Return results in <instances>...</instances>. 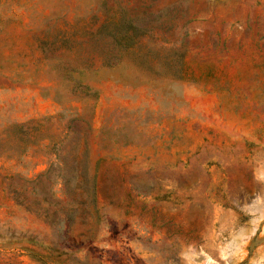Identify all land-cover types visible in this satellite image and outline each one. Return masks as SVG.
I'll return each instance as SVG.
<instances>
[{
	"label": "rangeland",
	"instance_id": "374dc122",
	"mask_svg": "<svg viewBox=\"0 0 264 264\" xmlns=\"http://www.w3.org/2000/svg\"><path fill=\"white\" fill-rule=\"evenodd\" d=\"M263 208L264 0H0V264H264Z\"/></svg>",
	"mask_w": 264,
	"mask_h": 264
},
{
	"label": "bare ground",
	"instance_id": "6f19581e",
	"mask_svg": "<svg viewBox=\"0 0 264 264\" xmlns=\"http://www.w3.org/2000/svg\"><path fill=\"white\" fill-rule=\"evenodd\" d=\"M203 177H204V174H203ZM193 199H195L196 197H199V196H201V191H197V192H195L193 195ZM264 209V208H263ZM262 210V209H261ZM262 213V212H261ZM260 216V215H259ZM263 216V215H262Z\"/></svg>",
	"mask_w": 264,
	"mask_h": 264
}]
</instances>
